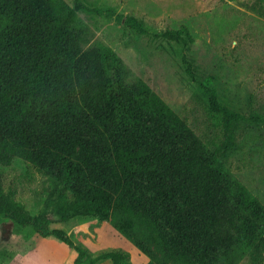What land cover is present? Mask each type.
<instances>
[{
	"label": "trees",
	"instance_id": "1",
	"mask_svg": "<svg viewBox=\"0 0 264 264\" xmlns=\"http://www.w3.org/2000/svg\"><path fill=\"white\" fill-rule=\"evenodd\" d=\"M83 7L0 0V164L22 157L52 189L46 208L31 214L0 176V216L56 236L76 251L74 264H128L130 253L94 252L50 228L52 215L108 220L156 264H238L245 256L264 264V203L114 48L91 41ZM253 9L264 16V0ZM92 10L147 33L137 15ZM159 35L193 40L186 27ZM200 85L221 122L264 124V114L242 113Z\"/></svg>",
	"mask_w": 264,
	"mask_h": 264
},
{
	"label": "rangeland",
	"instance_id": "2",
	"mask_svg": "<svg viewBox=\"0 0 264 264\" xmlns=\"http://www.w3.org/2000/svg\"><path fill=\"white\" fill-rule=\"evenodd\" d=\"M81 1L85 7L78 13L91 29V41L114 48L264 203V124L221 122L200 85L215 87L242 113L264 114V16L253 9L257 0ZM92 7L137 15L147 33L139 35ZM179 27H186L193 37L187 45L159 35ZM0 176L31 214L46 208L50 179L36 166L16 156L10 164H0ZM52 217L50 228L65 229L76 243L94 252L123 247L130 253L128 264H156L108 220ZM75 256L76 251L56 236H43L32 226L0 216V264H74ZM96 264L112 263L103 259ZM238 264L262 263L245 256Z\"/></svg>",
	"mask_w": 264,
	"mask_h": 264
}]
</instances>
